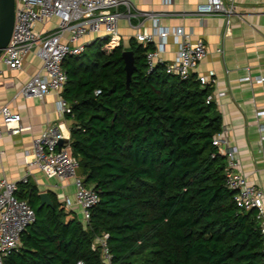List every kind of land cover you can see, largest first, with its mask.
I'll list each match as a JSON object with an SVG mask.
<instances>
[{
	"label": "trees",
	"instance_id": "trees-1",
	"mask_svg": "<svg viewBox=\"0 0 264 264\" xmlns=\"http://www.w3.org/2000/svg\"><path fill=\"white\" fill-rule=\"evenodd\" d=\"M92 56L68 55L61 94L69 104V144L77 172L98 193L81 220L48 191L18 181L15 195L34 208L20 244L3 264H264L254 210H239L225 184L226 160L212 138L222 127L211 92L192 73L147 70L152 43L134 38L128 86L122 43L96 38ZM86 49V48H85Z\"/></svg>",
	"mask_w": 264,
	"mask_h": 264
},
{
	"label": "built area",
	"instance_id": "built-area-1",
	"mask_svg": "<svg viewBox=\"0 0 264 264\" xmlns=\"http://www.w3.org/2000/svg\"><path fill=\"white\" fill-rule=\"evenodd\" d=\"M126 6L129 11L131 0H15L14 20L10 38L0 53V62L10 69H18L23 64L24 56L34 51L42 60L40 70L33 73L18 89L17 94L42 98L46 93L54 91L57 94V110L64 117L69 110L68 102L61 91L66 81V71L63 60L68 55L82 53L86 46L96 38L108 37V41L116 44L119 41L118 19L123 15L119 6ZM234 11L231 3L224 0H204L196 6L195 13L228 14ZM158 24V17L145 12ZM40 25L39 27H37ZM174 33L179 37L176 55L165 61L160 59L157 47L146 51L147 70L157 62L165 61V70L188 78L199 61L206 54V46L202 37L192 40L190 33L181 26ZM160 48L164 47L168 31L159 28ZM93 35L92 38H85ZM137 41L146 44L154 41V33L143 28L135 34ZM218 50H221L218 48ZM196 78L203 84L215 81L213 75L199 74ZM247 78V77H246ZM250 78V76H248ZM264 83V74L253 77ZM222 92H219L221 94ZM264 94V87H263ZM214 100L210 92L206 101ZM258 116H264V107L256 111ZM61 122L50 124L32 139V158L30 164L50 175L72 177L75 186L74 198L66 197L65 206L73 202L78 204L83 213V220L89 217L90 207L98 200L97 191L83 182L77 172L79 161L70 149L69 136L61 127ZM21 115L8 104L0 105V137L4 131L16 134L21 130ZM264 138V123L259 125ZM62 140L61 144L59 141ZM212 143L217 151L225 156V184L233 190V200L238 209L254 210L264 247V188L250 181L242 172L237 156V148L228 143V132L225 127L215 133ZM27 174L21 181H27ZM17 181L0 176V264L3 256L20 244L21 232L34 219V208L31 204L15 195ZM98 237L103 247L105 264H110V253L106 247L105 237ZM71 264H87L83 259H77Z\"/></svg>",
	"mask_w": 264,
	"mask_h": 264
},
{
	"label": "crops",
	"instance_id": "crops-1",
	"mask_svg": "<svg viewBox=\"0 0 264 264\" xmlns=\"http://www.w3.org/2000/svg\"><path fill=\"white\" fill-rule=\"evenodd\" d=\"M202 1L131 0L129 11L121 5L119 10L123 15L118 19V43L128 48L129 40L136 39L135 34L145 28L154 33L151 43L159 49L160 59L168 61L175 57L178 47L176 27L189 32L192 40L202 37L206 54L192 73L215 77L208 85L221 113L222 126L228 132V143L237 148L242 172L264 188V138L259 129L264 116L256 113L264 107V83L253 78L264 74V0H224L233 5L234 11L199 15L194 11ZM145 12L157 16L158 24ZM159 28L168 31L163 48L157 34ZM92 37L86 35L85 38ZM41 67L42 60L33 50L24 56L18 69H10L0 62V105L8 104L18 111L22 126L19 133L4 131L0 137V176L18 182L27 174V180L39 191H52L58 200L64 201L66 197L74 198L73 178L47 174L29 161L33 137L58 122L69 136V121L58 112L54 91L42 98L17 94L22 84ZM77 205L73 202L67 209L74 210Z\"/></svg>",
	"mask_w": 264,
	"mask_h": 264
},
{
	"label": "water",
	"instance_id": "water-1",
	"mask_svg": "<svg viewBox=\"0 0 264 264\" xmlns=\"http://www.w3.org/2000/svg\"><path fill=\"white\" fill-rule=\"evenodd\" d=\"M14 8L15 0H0V53L6 46L14 20ZM122 58L124 60V68L126 71V85L128 86L131 74L134 69V57L133 51L131 49H123L121 52ZM62 140L59 141L61 144ZM39 195V205L48 204L52 205V199L50 198L46 190L38 192Z\"/></svg>",
	"mask_w": 264,
	"mask_h": 264
},
{
	"label": "rangeland",
	"instance_id": "rangeland-1",
	"mask_svg": "<svg viewBox=\"0 0 264 264\" xmlns=\"http://www.w3.org/2000/svg\"><path fill=\"white\" fill-rule=\"evenodd\" d=\"M40 25H38L37 27H39ZM97 47V42L96 43H92V44H88L86 46V49H85V52L84 54L82 55V58L84 60H86L87 58L91 57L92 56V53L93 51L96 49ZM76 209H74V211L76 212V215L81 219L83 220V213L81 211V208L79 205L75 206Z\"/></svg>",
	"mask_w": 264,
	"mask_h": 264
}]
</instances>
